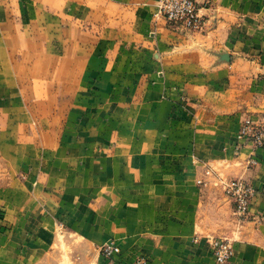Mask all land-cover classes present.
Masks as SVG:
<instances>
[{
  "label": "crops",
  "instance_id": "1",
  "mask_svg": "<svg viewBox=\"0 0 264 264\" xmlns=\"http://www.w3.org/2000/svg\"><path fill=\"white\" fill-rule=\"evenodd\" d=\"M198 2L188 31L158 0H0V264H218L210 235L264 264V146L235 149L264 122V0ZM218 175L257 188L245 220Z\"/></svg>",
  "mask_w": 264,
  "mask_h": 264
},
{
  "label": "built area",
  "instance_id": "2",
  "mask_svg": "<svg viewBox=\"0 0 264 264\" xmlns=\"http://www.w3.org/2000/svg\"><path fill=\"white\" fill-rule=\"evenodd\" d=\"M155 15L164 17L170 24L181 26L185 30L202 29L205 25V17L200 12L198 0H158ZM237 152L241 150V141L252 142L256 147L264 146V122L259 119L246 118L237 134ZM255 156L246 159L248 166L257 165ZM207 176H212L215 169L208 163L204 169ZM224 192L234 203V213L239 221H243L250 215L251 204L257 194V188L251 180L245 177H224L218 175ZM199 183L206 184L205 179H199ZM210 247L218 264H226L234 256L232 239L227 236H208ZM122 246L115 240H107L101 245L102 255L112 260L121 253ZM128 264H149L145 255L137 254Z\"/></svg>",
  "mask_w": 264,
  "mask_h": 264
},
{
  "label": "rangeland",
  "instance_id": "3",
  "mask_svg": "<svg viewBox=\"0 0 264 264\" xmlns=\"http://www.w3.org/2000/svg\"><path fill=\"white\" fill-rule=\"evenodd\" d=\"M38 121L41 122L40 120H35V121H33V122L37 123Z\"/></svg>",
  "mask_w": 264,
  "mask_h": 264
}]
</instances>
